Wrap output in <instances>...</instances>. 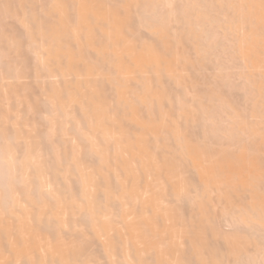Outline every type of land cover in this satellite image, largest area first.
<instances>
[{
  "label": "bare ground",
  "instance_id": "bare-ground-1",
  "mask_svg": "<svg viewBox=\"0 0 264 264\" xmlns=\"http://www.w3.org/2000/svg\"><path fill=\"white\" fill-rule=\"evenodd\" d=\"M0 264H264V0H0Z\"/></svg>",
  "mask_w": 264,
  "mask_h": 264
}]
</instances>
